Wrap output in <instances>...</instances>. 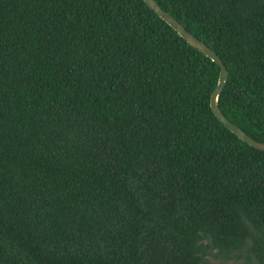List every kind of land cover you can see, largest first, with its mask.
I'll return each mask as SVG.
<instances>
[{
    "label": "trees",
    "instance_id": "1",
    "mask_svg": "<svg viewBox=\"0 0 264 264\" xmlns=\"http://www.w3.org/2000/svg\"><path fill=\"white\" fill-rule=\"evenodd\" d=\"M155 1L264 142V0ZM217 74L143 0H0V264H264V150Z\"/></svg>",
    "mask_w": 264,
    "mask_h": 264
},
{
    "label": "water",
    "instance_id": "2",
    "mask_svg": "<svg viewBox=\"0 0 264 264\" xmlns=\"http://www.w3.org/2000/svg\"><path fill=\"white\" fill-rule=\"evenodd\" d=\"M153 11L168 23L183 39H185L191 46L198 49L203 54L207 55L212 61L218 65V74L215 85L209 95V106L213 114L218 120L226 126L231 132H233L241 140L247 142L253 147L264 150V142L257 141L246 134L239 126L231 122L217 106V95L221 90L225 79L227 77V70L222 60L218 55L201 39L197 38L189 31H187L180 22H178L168 11L160 7L155 0H143Z\"/></svg>",
    "mask_w": 264,
    "mask_h": 264
},
{
    "label": "rangeland",
    "instance_id": "3",
    "mask_svg": "<svg viewBox=\"0 0 264 264\" xmlns=\"http://www.w3.org/2000/svg\"><path fill=\"white\" fill-rule=\"evenodd\" d=\"M213 252L215 250H212ZM206 259L208 264H253L251 260H248L241 251H235L231 256L221 257L220 255H216L214 253H207Z\"/></svg>",
    "mask_w": 264,
    "mask_h": 264
}]
</instances>
